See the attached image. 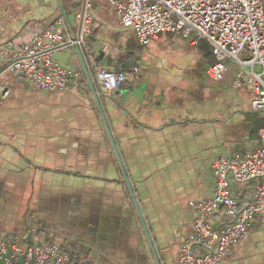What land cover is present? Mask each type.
<instances>
[{"label": "crops", "instance_id": "1", "mask_svg": "<svg viewBox=\"0 0 264 264\" xmlns=\"http://www.w3.org/2000/svg\"><path fill=\"white\" fill-rule=\"evenodd\" d=\"M84 3L0 0V46L27 44L58 17L73 37ZM91 13L85 41L97 66L127 75L116 91L92 77L91 86L75 47L53 56L79 71L66 91L3 74L0 57V82L11 91L0 100V235L35 229L39 240L99 264H177L199 216L192 204L214 197L215 161L259 147L264 113L252 110L236 62L223 81L208 77L216 62L208 42L163 33L142 46L110 5L93 0ZM259 181L234 188L242 203ZM214 219L226 220L223 212ZM220 264H264V222Z\"/></svg>", "mask_w": 264, "mask_h": 264}, {"label": "built area", "instance_id": "2", "mask_svg": "<svg viewBox=\"0 0 264 264\" xmlns=\"http://www.w3.org/2000/svg\"><path fill=\"white\" fill-rule=\"evenodd\" d=\"M95 1V0H94ZM121 19L124 28L133 31L142 46H149L160 34L170 33L192 44L208 42L216 62L207 75L223 81L229 61L236 62L251 77L247 85L254 92L252 110L264 113V0H97ZM93 0H85L75 15L77 34L66 38L59 30L58 17L43 34L16 47L0 46L6 61L3 74L26 78L42 91H66L79 80L78 70L64 69L54 62L56 52L79 48L96 84L106 91L118 90L126 81L124 72L99 68L85 38L92 31ZM106 7V6H105ZM108 8V7H106ZM10 88L0 82V100H6ZM261 145L244 154L218 158L213 165L216 180L214 197L192 204L199 211L193 233L181 243L177 264H220L248 236L255 221L264 222V129ZM262 180L254 195L244 203L234 192L237 186ZM223 212L224 222L215 221ZM0 264H99L71 256L59 245L41 241L35 229L21 238L0 235Z\"/></svg>", "mask_w": 264, "mask_h": 264}, {"label": "water", "instance_id": "3", "mask_svg": "<svg viewBox=\"0 0 264 264\" xmlns=\"http://www.w3.org/2000/svg\"><path fill=\"white\" fill-rule=\"evenodd\" d=\"M77 53H78V55H79V57H80V59H81L82 66H83L84 71H85V73H86V75H87V79H88L89 83H90L91 86H92V79H91V76H90V74H89V71H88V69H87V66H86L85 61H84V58H83V55H82L81 50H80L79 48H77ZM92 88H93V87H92Z\"/></svg>", "mask_w": 264, "mask_h": 264}, {"label": "rangeland", "instance_id": "4", "mask_svg": "<svg viewBox=\"0 0 264 264\" xmlns=\"http://www.w3.org/2000/svg\"><path fill=\"white\" fill-rule=\"evenodd\" d=\"M245 74H246V75L244 76L245 81H246V82L250 81L251 77L249 76V74H248L246 71H245ZM259 182L262 183V180H260Z\"/></svg>", "mask_w": 264, "mask_h": 264}, {"label": "trees", "instance_id": "5", "mask_svg": "<svg viewBox=\"0 0 264 264\" xmlns=\"http://www.w3.org/2000/svg\"><path fill=\"white\" fill-rule=\"evenodd\" d=\"M39 234H40V233H39ZM68 253H69V252H68ZM69 254H70V253H69ZM71 256L75 258V256H73L72 254H71Z\"/></svg>", "mask_w": 264, "mask_h": 264}]
</instances>
